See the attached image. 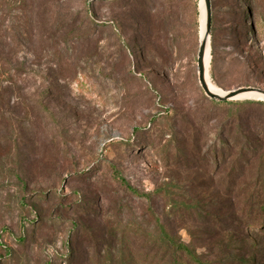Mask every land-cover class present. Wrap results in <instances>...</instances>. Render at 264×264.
Instances as JSON below:
<instances>
[{
	"label": "rangeland",
	"instance_id": "1",
	"mask_svg": "<svg viewBox=\"0 0 264 264\" xmlns=\"http://www.w3.org/2000/svg\"><path fill=\"white\" fill-rule=\"evenodd\" d=\"M199 4L0 0V264H169L159 227L196 264H264V117L241 139L205 96ZM210 16L207 78L264 89V0Z\"/></svg>",
	"mask_w": 264,
	"mask_h": 264
},
{
	"label": "trees",
	"instance_id": "2",
	"mask_svg": "<svg viewBox=\"0 0 264 264\" xmlns=\"http://www.w3.org/2000/svg\"><path fill=\"white\" fill-rule=\"evenodd\" d=\"M88 5L89 2H86L85 4V9L88 10ZM212 19L210 21V56H211V61H210V67L212 66V63L214 62V40H213V36H212ZM210 103L212 105H215L221 109H225L227 111V114L224 118V121H228V128L230 129L231 127L233 128L232 130L234 131V136L235 135H239L241 137V139L243 138L242 136V132L243 131H247L248 132V128L245 129L242 127L241 121L240 119H246V118H250L252 117L254 120L259 119L261 116L264 117V101L260 100V99H242V100H209ZM243 105L245 106H250V108L256 109L257 111L250 115L249 117H246V115H242V110H243ZM257 124H256V128H257ZM255 128V129H256ZM224 145V144H223ZM161 151H163L164 155H167V145L161 146ZM259 163H260V171L262 170V191L264 192V150L260 153L259 157H258ZM116 179L121 181V185L124 188L123 190H127L132 192L133 194L139 195L138 190H136L135 188H130L128 186V184L126 182H124L123 180H121V178L118 177V175H115ZM261 206L264 207V201L261 203ZM159 225V224H158ZM160 228V232L162 234V236L164 237V239L167 241L168 243V248L169 250H171V257H170V262L169 264H181L182 260H183V256H186L187 259L193 261L195 264L197 262H199V260L197 259V256L195 255V253L184 243L180 242L179 240H175L173 239L169 233L162 227ZM70 251V250H69ZM69 251L68 254L65 256L66 258H69L67 256H69ZM203 264V263H201Z\"/></svg>",
	"mask_w": 264,
	"mask_h": 264
},
{
	"label": "water",
	"instance_id": "3",
	"mask_svg": "<svg viewBox=\"0 0 264 264\" xmlns=\"http://www.w3.org/2000/svg\"><path fill=\"white\" fill-rule=\"evenodd\" d=\"M204 5H205V16H206V21H205V29L201 37H199V43H198V48L196 52V59H197V64H196V70H197V80L199 81V84L205 94L206 97H208L210 100H234L235 98H239V94L243 93H257L260 95L264 96V89L259 88V87H237L234 88V90H228V91H223L221 94L211 92L209 91L207 87V83L205 80V74H206V66H205V52L208 49H210V21H211V16H210V0H203ZM240 98H249V99H260L264 100L263 98H251V97H240Z\"/></svg>",
	"mask_w": 264,
	"mask_h": 264
},
{
	"label": "bare ground",
	"instance_id": "4",
	"mask_svg": "<svg viewBox=\"0 0 264 264\" xmlns=\"http://www.w3.org/2000/svg\"><path fill=\"white\" fill-rule=\"evenodd\" d=\"M199 16H200V31H199V37L202 36L204 29H205V21H206V16H205V5H204V1L200 0V4H199ZM162 21V20H161ZM211 44V43H210ZM210 47V46H209ZM211 49V48H210ZM210 49L208 52V49L205 52V66H206V74H205V80L207 83V87L209 89V91H211L212 93H218L221 94L223 92V90H221L220 88H218L214 83H212L208 78H207V69L208 66L210 64L211 61V56H210ZM251 97V98H263V95L260 94H253V93H243V94H239V97Z\"/></svg>",
	"mask_w": 264,
	"mask_h": 264
}]
</instances>
